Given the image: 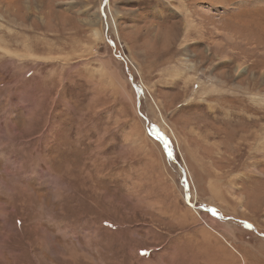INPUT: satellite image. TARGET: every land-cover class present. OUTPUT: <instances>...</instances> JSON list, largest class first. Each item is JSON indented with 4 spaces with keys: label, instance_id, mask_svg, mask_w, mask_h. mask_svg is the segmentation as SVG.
<instances>
[{
    "label": "rangeland",
    "instance_id": "rangeland-1",
    "mask_svg": "<svg viewBox=\"0 0 264 264\" xmlns=\"http://www.w3.org/2000/svg\"><path fill=\"white\" fill-rule=\"evenodd\" d=\"M0 264H264V0H0Z\"/></svg>",
    "mask_w": 264,
    "mask_h": 264
},
{
    "label": "crops",
    "instance_id": "crops-1",
    "mask_svg": "<svg viewBox=\"0 0 264 264\" xmlns=\"http://www.w3.org/2000/svg\"><path fill=\"white\" fill-rule=\"evenodd\" d=\"M244 224L247 225V226L252 227V226L248 223V220H244Z\"/></svg>",
    "mask_w": 264,
    "mask_h": 264
},
{
    "label": "snow or ice",
    "instance_id": "snow-or-ice-1",
    "mask_svg": "<svg viewBox=\"0 0 264 264\" xmlns=\"http://www.w3.org/2000/svg\"><path fill=\"white\" fill-rule=\"evenodd\" d=\"M142 255L145 254V253H141Z\"/></svg>",
    "mask_w": 264,
    "mask_h": 264
}]
</instances>
